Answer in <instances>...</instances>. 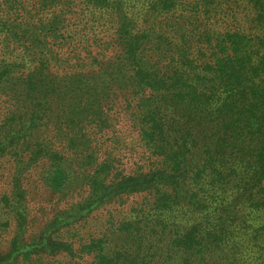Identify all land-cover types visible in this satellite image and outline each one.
Returning <instances> with one entry per match:
<instances>
[{
  "label": "trees",
  "instance_id": "1",
  "mask_svg": "<svg viewBox=\"0 0 264 264\" xmlns=\"http://www.w3.org/2000/svg\"><path fill=\"white\" fill-rule=\"evenodd\" d=\"M229 1L219 31L218 0H198L202 21L174 17L179 0H0V264H264V0ZM118 95L148 167L99 158ZM37 169L59 202L27 243ZM138 195L77 250L65 238Z\"/></svg>",
  "mask_w": 264,
  "mask_h": 264
},
{
  "label": "rangeland",
  "instance_id": "2",
  "mask_svg": "<svg viewBox=\"0 0 264 264\" xmlns=\"http://www.w3.org/2000/svg\"><path fill=\"white\" fill-rule=\"evenodd\" d=\"M220 5V18L222 20H211L213 28L219 31L228 29L232 22L230 18L223 19L224 14H228L227 8L233 1L218 0ZM181 3V4H180ZM198 0H179L177 9L173 12V16H189L198 18L202 21V10L198 6ZM240 17V16H239ZM219 18V17H218ZM129 95H118L114 97L109 107V127L102 132L93 135L94 145L97 147V151L101 154L99 158L101 160L107 155H110L114 159V165L117 170H125L130 172L138 167L150 166V158L147 159V154L143 152V147L138 140V134L132 126L130 120L131 107L129 105ZM39 169L35 170L33 177L25 179L24 188L27 191V207H28V221L29 227L24 240L30 243L37 237L41 227L55 214L58 206L57 198L46 189L40 176L36 174ZM8 179L9 173H5ZM8 183V181H7ZM9 184L7 185V188ZM4 189V188H3ZM0 189V194L2 190ZM2 195H0L1 198ZM144 198L143 195L125 197L123 198V204L119 203L111 204L91 214L88 224L79 225L77 232L72 231L65 238L68 241H74V249L77 250L83 244H87L90 238H94L102 234L106 227V221L112 216L114 219L120 220L121 217L131 210V208L139 205ZM0 222L6 220V216L1 215ZM9 226L1 227L0 225V259L8 252L9 242L14 232V223L9 221ZM77 235V236H76ZM75 236V237H73ZM92 261L90 256L70 258L65 254H57L56 256L33 255L27 262L20 258L15 264H90Z\"/></svg>",
  "mask_w": 264,
  "mask_h": 264
}]
</instances>
